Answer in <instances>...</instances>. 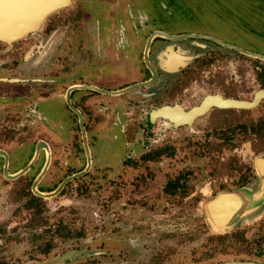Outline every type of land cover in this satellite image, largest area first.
Here are the masks:
<instances>
[{
    "label": "rangeland",
    "instance_id": "374dc122",
    "mask_svg": "<svg viewBox=\"0 0 264 264\" xmlns=\"http://www.w3.org/2000/svg\"><path fill=\"white\" fill-rule=\"evenodd\" d=\"M127 4L135 5L141 15L145 14V8L154 12L152 26L144 32V37L149 30L165 27L159 5H169L178 26L174 31L217 33L264 55V0H69L67 6L46 18L39 31L31 33L29 39L24 38L28 35L24 36V43L0 46V73L6 78L15 76L4 71L5 63L8 66L13 63L12 56L4 53L22 48L18 56L20 60L25 55L26 70L35 68L41 60V80L49 81L54 71L63 77L71 59L76 63L72 72L86 82L96 80V70L81 75L82 62H87L84 50L77 48L78 40H73V48L67 49L66 38L91 36L93 45L89 50L96 54L100 50L97 35L101 27L110 24L113 14ZM136 29L133 36L138 32L140 35L139 27ZM136 40L139 45L144 38ZM183 43L177 44L178 48L192 59L183 66L185 70L181 74L162 80L171 85L167 92L157 91L155 99L141 98V94L155 91L142 87L105 98L111 101L104 105L108 110L102 111L97 103L86 104L87 94L80 91L75 94L73 103L85 118L91 168L56 197L43 202L45 224L28 226V215L18 226L12 221L10 227L14 225L22 231L19 230V239L2 247V261L7 264H216L261 259L254 253L264 244V207L255 220L218 233L208 224L205 206L219 192L237 189L244 182L243 185L254 180L253 160L264 153V100L250 110L211 112L190 128L169 129L163 136H153L152 146H146L161 145L158 148L162 147L165 153L150 161L143 160L141 153L129 155L125 147L126 139L129 145L142 149L138 144L142 126L137 123L138 129H128L125 139L118 129L120 124L122 129L127 128L134 119L144 123V112L163 105L179 103L188 108L204 95L213 93L250 101L255 92L264 90V82H260L264 78V61L228 53L227 63L225 59L211 62L204 58L212 52L210 49H193ZM13 57L18 58L16 54ZM136 61L140 68V56ZM217 72L218 78L214 79ZM31 84L35 87L23 86L28 106L56 96V101L47 108L56 116L61 114L59 123H41L39 132L53 150L47 179L59 183L86 165L77 117L60 100L68 83L56 89L43 82ZM176 85H190L200 92L196 98L181 99L177 97ZM217 114L223 115L220 118ZM252 128L256 129L254 133ZM154 131L157 133V127ZM69 155L71 161L66 167ZM169 181L177 185L173 192L167 190ZM47 245L50 250L45 251Z\"/></svg>",
    "mask_w": 264,
    "mask_h": 264
},
{
    "label": "flooded vegetation",
    "instance_id": "af4514ba",
    "mask_svg": "<svg viewBox=\"0 0 264 264\" xmlns=\"http://www.w3.org/2000/svg\"><path fill=\"white\" fill-rule=\"evenodd\" d=\"M159 6L162 7V10L161 13L159 12L158 13L161 16H164L165 27L162 28L161 26H158L157 29L149 30L146 37H144L143 35L144 32L152 26L151 18L153 17L152 14L153 11L151 9L145 8V14L141 15L140 12L136 11L135 5L127 4L123 10L120 9L117 11L118 12L117 14L114 13L113 14L114 18H112V20H109L111 21V23L110 24L107 23V25H103L101 27L100 32H98L97 46L100 50H98L96 54L90 51L91 44L93 45L91 36L89 35H81V36L78 35V37L72 35L67 36L66 41L64 43L67 49H72L73 40H78L77 48L84 50V54H85L84 57L86 56L87 62L86 63L82 62L84 68H82L80 71L81 75L85 71L92 72L96 70L95 73L97 75L96 76L97 79L94 80L95 82L94 81L86 82L82 79V77L79 76L78 73L72 72L73 66H76V63L73 61V59H71L72 63H70L71 65H69L70 66L69 70L68 71L65 70L64 73L65 75L63 77L60 76L61 73L59 74L56 73V71H54L49 81L41 80L39 78L41 75V62H40L41 60L38 61L37 66L35 68L26 70V68L24 67L26 61L25 55H23L20 58V60L18 56L21 54L22 48L15 50L14 53L13 51H11V53H9L8 50L5 51L4 56H8V57L12 56L13 59L11 60L13 63L12 65L9 66L8 63H5L7 68L4 69L3 66V69L6 72L13 73L15 76L11 78H6L2 73H0V251L3 249L2 247L5 244H9L11 241H14L15 238L17 240L20 237L19 230L22 231V228L21 229H19V227L15 228L14 225L10 227L12 221L17 222L16 224L18 226L20 224L19 221H22L23 218L26 215H28L30 218L27 222L28 226L31 225L33 227H36L45 224V221L43 220L44 208L42 204L44 201H46V199L49 198H43L39 196L36 192L51 193L57 188V186L62 181H64L67 178L66 177L59 183H56L55 180L47 179V175L52 164L53 150L50 143L45 138H42L39 132V125L41 123H44L45 125H50L51 122L54 123L55 125L59 123L57 119L61 117V114L56 116L53 113L48 112L49 110L47 108L48 105L56 101V96H51V98H46L41 101L39 100V102H34L33 105L28 106L26 104L27 100L24 99L23 86L27 85V87L30 88L34 86L31 83L39 84L43 82L45 86L53 87V89H56L57 87L68 83L66 90L61 96L62 99L60 100L63 102L65 108L69 109L68 106L66 105L65 96H66V91L72 86L86 85V86H94L99 89H103L107 91H116L137 83L145 82L152 77V74L144 63L143 52L148 38L156 32H162L171 36L194 35L195 37H188L175 41L159 35L153 37L149 47L148 57L151 66L156 72L157 80L154 85L145 88L146 89L154 88L155 91L150 94H141L140 95L141 98L151 97L152 99H155L157 98L154 97L156 96L155 94H157V91H159L160 93L167 92L168 91L167 88L168 86L171 85V83L167 84L166 81L162 82V80L164 81V79L166 80L171 79L172 76L175 77L178 74H181L182 70H185L184 69L185 67L183 68L182 66L179 67L175 72H169L162 69V67L160 66L161 61L164 62L165 60L168 59L166 57L165 52H167V56L169 55L168 56L169 60L166 61L169 67L176 66L179 63L177 53L179 52V50L180 51L182 50L181 48H178L179 46L177 44L181 46V44L185 42L187 43V46L189 47L191 46L190 48L193 49H203V50L210 49L212 52L207 57L204 58L205 59L208 58L211 62L216 61L218 59H225V60L228 59V53L236 54L239 56L243 55L233 49L225 47L224 45H221L216 41H214L213 39H216L223 43L235 45L237 47L245 49L241 45L235 44L231 40V38L226 39L225 37H222L217 33L212 34V33L192 31V30L174 31L175 28H177L178 26H175L177 21H174L173 19L174 15L171 13L172 11L170 9L171 6L169 5L166 6L159 5ZM156 15L158 14L156 13ZM161 22L163 23V21ZM137 26L139 27L140 35L138 32L137 36H133L132 33L137 31L136 29ZM30 34L31 33H29L28 36L24 38L29 39V37H31ZM142 37L144 38V41L142 40L143 39ZM24 38L21 37L17 40H14L12 43L13 44L24 43L25 42L23 41ZM137 38L140 39V41L142 40L139 43V45L137 44L138 42L136 40ZM3 44L7 46L6 42L0 41V46L2 45L3 47L4 46ZM169 47L173 48V52L167 50ZM57 48L58 46L56 47V50ZM33 49H36V46ZM213 49H217V51H214ZM251 52L254 53V51ZM15 54L18 58L13 57V55ZM138 55L141 58L140 68L136 64L137 57H139ZM194 57L198 58L196 54H194ZM191 59L192 57L190 58L189 61H191ZM54 65L58 66V63L56 64L55 62ZM3 69L1 70L3 71ZM31 74H33L34 76H30ZM215 74H219V72L214 73V79H217L218 76ZM262 80L260 82H262ZM176 86H178L179 88L178 93H176L177 97L181 99L183 97H190V96L196 98L200 92L199 89H193V87H190V85L183 87H180L179 85ZM137 90L138 89L134 90V92ZM79 91L87 94V96L85 94L83 95L86 96L85 101L87 105L89 104V102L97 103L98 107H100L99 109L102 111H104L105 109L108 110L107 109L108 107L104 105L107 104L106 101L107 102L111 101V99H105V98H109V97L114 98V96L103 95L94 91L76 90L71 93L70 100L77 109L78 107L73 102H74L75 94L78 93ZM192 91H194L193 94ZM262 91L264 90L255 92L252 98L250 99V101L253 100L256 93ZM170 93L171 92L169 91L167 94ZM206 98H208V100L210 101H217L219 98L224 100L234 99L238 101H245L239 97L236 96L233 97L231 94L226 95L224 93H213V94L204 95L203 97H201L200 101L196 105L190 106L188 108L184 107L179 103H173L171 105H163L160 107H156L154 109H150L144 112V119H142L144 120L143 121L144 123H142V121H136V119H134L133 122L130 123V126H127V128L122 129L121 124L118 127L119 131L123 134L125 139L124 133H126L128 129H132V128L138 129L139 127L135 125L137 123H139V125L142 126V134L141 137L138 138L140 142V143L138 142V144L142 146V149H140L138 146L135 145L134 146L129 145L127 143V140L125 139L126 142L125 147L128 151V154L134 156L138 153H141V157L143 156L142 159L146 156L149 158H146L145 161H150L151 160L150 156L155 154L162 155L163 153H165L162 147L158 148L161 145L150 148L146 146L147 144H150L152 146L150 139L153 136H163L167 133L169 129L177 130L183 127L190 128L193 125H195L197 120H199L200 118L206 116L211 112L227 113L233 110H239V111L250 110V109H237V108L227 109V108H218L216 106H212L204 114L195 117L189 125L181 124L178 126H174L170 119L163 117H157L152 123H150L149 121V114L153 110H157L162 107H170V109H168L169 115L171 118L176 119L181 113L183 112L187 113L191 109L199 107ZM263 100L264 97H262L258 102V104L253 108L259 106ZM69 111L73 113L70 109ZM114 113L116 114V112ZM220 115L223 114H219L218 116L220 117ZM83 119L85 120L84 116ZM62 122H63V116H62ZM155 127H157V133L154 131ZM255 130L256 129L254 128L253 131L251 130V132L254 133ZM69 160L71 161L70 155L68 161L66 159L64 166L67 167L68 162H70ZM44 167H46V171L44 175L40 177ZM171 183L173 185L175 184L173 181ZM68 184H66L64 187H66ZM242 185H239L238 187ZM47 246L48 248L45 251L50 250L49 245ZM254 255L257 258L261 257V259L259 260L242 259V260H234V261H253L264 264V244L260 245L258 251L255 252ZM0 260H1L0 264H7V262L2 261V259Z\"/></svg>",
    "mask_w": 264,
    "mask_h": 264
},
{
    "label": "water",
    "instance_id": "95a60500",
    "mask_svg": "<svg viewBox=\"0 0 264 264\" xmlns=\"http://www.w3.org/2000/svg\"><path fill=\"white\" fill-rule=\"evenodd\" d=\"M6 2H12V0H1L0 2V10L3 11V7ZM14 2L17 4L22 3L21 9L19 11H15V9H11L12 13L7 14V11L0 14V41H4L6 43H12L14 40H17L21 37L28 35L29 33H33L35 31H39L46 18L56 12L57 10L67 6L69 0H20ZM11 16V17H10ZM1 19H4V22L1 23ZM8 19H13L8 22ZM156 35L165 37L170 40H181L188 37H195L194 35H181V36H171L162 32H156L151 35L146 43L143 59L146 67L150 70L152 77L141 83H137L126 88L116 90V91H107L103 89H99L94 86H86V85H75L70 87L66 91V105L68 108L76 115L78 120L79 131L81 134L82 147L85 155L86 165L84 169L80 172L70 175L64 181H62L57 188L51 193H39L36 192L39 196L43 198H51L58 195L61 190L64 188L66 184L72 182L84 175H86L92 165V157L90 148L87 141V132L84 123L83 116L81 112L72 104L70 100V95L73 91L81 90V91H94L103 95L109 96H121L127 94L131 91L142 87H149L155 84L157 80L156 72L149 62L148 51L153 37ZM212 39V38H211ZM217 43L224 45L230 49H233L243 55L260 59L264 61V55L253 53L251 51L242 49L235 45L226 44L219 40L213 39ZM170 52H173V48L169 47L167 49ZM166 57L169 60V55L167 56V52H165ZM179 63L176 66L169 67L166 63L161 61L160 66L162 69L175 72L179 67L184 66L191 57L185 56V54L179 50L177 53ZM264 97V91L258 92L255 94L252 101H238L234 99H221L219 98L217 101H210L206 98L203 103L196 108L191 109L189 112L181 113L178 118H171L168 112L170 107H162L157 110H153L149 114V121L152 123L157 117H163L170 119L174 126H178L181 124H190L195 117H198L212 106H216L218 108H237V109H251L255 107L260 99ZM253 169L255 172V178L252 182H249L237 189L222 191L219 192L211 201H209L205 206V212L207 216L208 224L213 232H221L231 230L234 227L248 223L249 221L255 220L262 214V209L264 207V153L258 155L253 160ZM46 171V167L41 172L40 177L44 175ZM216 264H263L259 262L253 261H229V262H220Z\"/></svg>",
    "mask_w": 264,
    "mask_h": 264
},
{
    "label": "bare ground",
    "instance_id": "6f19581e",
    "mask_svg": "<svg viewBox=\"0 0 264 264\" xmlns=\"http://www.w3.org/2000/svg\"><path fill=\"white\" fill-rule=\"evenodd\" d=\"M11 1V0H10ZM16 1H20V0H16ZM1 2V0H0ZM22 3L20 4V2H18L17 4L14 2V0H12L11 4L10 2H6L4 7H3V11L0 10V14H2L3 12L5 13L7 11V14L10 15V13H12L13 11H11V9H15L14 10V14L16 13L15 11H19L21 9ZM11 17V16H10ZM13 19H8V22L12 21ZM4 22V19H1V23Z\"/></svg>",
    "mask_w": 264,
    "mask_h": 264
},
{
    "label": "trees",
    "instance_id": "16d2710c",
    "mask_svg": "<svg viewBox=\"0 0 264 264\" xmlns=\"http://www.w3.org/2000/svg\"><path fill=\"white\" fill-rule=\"evenodd\" d=\"M263 82H264V78H263V80H262V84H263ZM159 156H160L159 154H155V155L150 156V158H151L152 160H154V159L158 158ZM146 158H149V157H146V156H145L143 159L145 160ZM171 182H172V181H169V183H168V189H167V190L173 192V191L176 189L177 186H175V185H173V184L169 186V184H171ZM246 182H248V181H246ZM244 183H245V182H244ZM242 186H243V185H242ZM240 187H241V186H240Z\"/></svg>",
    "mask_w": 264,
    "mask_h": 264
}]
</instances>
